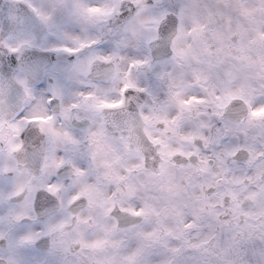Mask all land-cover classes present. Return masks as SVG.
<instances>
[{"label":"clouds","instance_id":"1","mask_svg":"<svg viewBox=\"0 0 264 264\" xmlns=\"http://www.w3.org/2000/svg\"><path fill=\"white\" fill-rule=\"evenodd\" d=\"M0 264H264V0H0Z\"/></svg>","mask_w":264,"mask_h":264}]
</instances>
